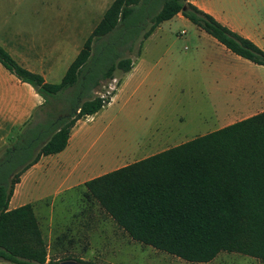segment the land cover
<instances>
[{
  "label": "trees",
  "instance_id": "16d2710c",
  "mask_svg": "<svg viewBox=\"0 0 264 264\" xmlns=\"http://www.w3.org/2000/svg\"><path fill=\"white\" fill-rule=\"evenodd\" d=\"M178 12L234 54L264 65L262 49L188 0H113L58 83L44 82L0 47L3 66L36 89L44 99L39 109L50 107L45 122L23 129L0 154V260L47 264L32 204L9 208L15 184L41 156L66 147L78 119L109 102L112 95L92 92L116 69L131 68L122 52L141 35L146 17L151 23L142 39ZM61 95L63 113L55 116ZM84 187L133 241L188 262H208L220 252L264 260V110L93 177Z\"/></svg>",
  "mask_w": 264,
  "mask_h": 264
},
{
  "label": "crops",
  "instance_id": "0c3cea01",
  "mask_svg": "<svg viewBox=\"0 0 264 264\" xmlns=\"http://www.w3.org/2000/svg\"><path fill=\"white\" fill-rule=\"evenodd\" d=\"M188 1L211 14L231 30L248 38L264 51V0ZM110 3L106 4L103 12L97 16L91 15L90 6L85 16L79 18L84 19L87 26L84 33L80 21L67 18L64 3H51L50 0H0V47L19 66L40 75L44 82L58 83L82 48L85 41L82 39L91 33ZM176 20L185 22L187 29L182 28L173 33V22ZM164 24L167 26L163 27ZM148 41L149 43H146ZM142 51H153V84L155 87L167 89L166 97H170L173 90L192 86V74L195 71L213 75L210 81L211 89L238 92L235 94L236 100L224 110L217 101H213L212 115L216 119L217 129L264 110V65L255 64L234 54L180 12L161 21L152 33L142 40L138 56L131 59V68L120 75V83L106 105L111 104L119 93L132 92L140 81L146 79L149 63L144 61ZM244 72L248 73L246 77ZM224 82L229 84L226 88H223ZM43 102L44 99L31 84L20 80L0 62V154L12 145L19 132L34 124V113ZM96 113L88 116H94ZM172 115L175 118L178 116ZM166 116L162 117L163 122L172 120L173 116L169 119ZM77 125L75 122L71 128L67 145L62 151L41 156L20 175L9 200V208L25 204L26 189L23 181L29 180L39 166H47L50 163V175L61 174L63 180L59 182V187L78 183L84 185L85 181L93 177L126 165L100 171L99 166L96 167L90 160L82 164L80 154L82 155V149L90 138L88 131H82ZM162 126L164 125L160 127ZM160 127L155 130L158 131ZM181 131L186 133L185 128ZM180 133L179 129H163L157 135V144L148 145L149 148L145 151L139 150L138 155L148 153L140 159L187 141L174 142V139L178 140L179 137H187L180 136ZM163 144L170 146L155 149ZM45 158H50V161L45 163ZM80 178L83 180L80 181Z\"/></svg>",
  "mask_w": 264,
  "mask_h": 264
},
{
  "label": "rangeland",
  "instance_id": "374dc122",
  "mask_svg": "<svg viewBox=\"0 0 264 264\" xmlns=\"http://www.w3.org/2000/svg\"><path fill=\"white\" fill-rule=\"evenodd\" d=\"M50 1L64 3L67 18L80 21L85 33L87 26L84 24V19L79 18L85 16L90 6L91 15L97 16L112 0ZM146 20L142 33L151 23L148 16ZM184 23L179 20L174 21L173 33L182 28L187 29ZM166 26L167 24H164L163 27ZM142 33L130 50L126 48L123 50V56L130 59L138 56L143 40ZM86 36L82 40H85ZM143 58L149 63L147 66L149 74L146 79L136 83L138 85L136 89L132 92L119 93L111 104L101 108L94 116H85L76 121L82 131H88L90 138L82 149V155L80 154L83 159L82 164L90 160L96 167L99 166L100 171H103L140 159L148 153L138 155L139 150L145 151L149 148L148 145L157 144L159 140L157 135L163 129H179L180 136H187L174 139L176 143L215 130L218 125L212 115L213 101H217L216 103H219L224 110L234 102V99L236 100L238 94L236 90L211 89L210 81L213 75L201 74L197 71L192 74V86L173 90L172 95L166 97L168 90L164 87H155L153 84L155 75L153 51L143 52ZM122 73L120 69L114 71L113 78L116 79L114 88L111 85L114 83L113 80L108 79L95 88L92 95L109 96L110 93L112 95L120 83ZM243 75L246 77L248 73L244 72ZM226 85L229 84L224 82L223 88H226ZM63 103L64 95L54 101L55 116L63 113ZM49 110V106L36 110L33 117L34 124L45 122L48 118L46 112ZM172 114L178 116L175 118ZM164 115H167V119L173 116L172 120L163 122ZM161 125L164 126L160 127ZM157 127L161 129L155 130ZM182 128H185L186 133L181 131ZM168 146L170 145L163 144L155 149L160 150ZM49 161L50 158H45V163ZM48 164L39 166L29 180L23 181L26 189L25 203L32 204L46 245L47 264L48 261L57 262L66 258L98 264H264V260L236 252H220L208 262H188L133 241L96 201L85 195V187L82 183L58 187L63 177L61 174L50 175V163ZM82 180L83 178H80V181ZM0 264L12 263L0 260Z\"/></svg>",
  "mask_w": 264,
  "mask_h": 264
},
{
  "label": "water",
  "instance_id": "95a60500",
  "mask_svg": "<svg viewBox=\"0 0 264 264\" xmlns=\"http://www.w3.org/2000/svg\"><path fill=\"white\" fill-rule=\"evenodd\" d=\"M48 264H81V263L74 259H64V260H60V261H57L54 263H48Z\"/></svg>",
  "mask_w": 264,
  "mask_h": 264
},
{
  "label": "built area",
  "instance_id": "2783aa9c",
  "mask_svg": "<svg viewBox=\"0 0 264 264\" xmlns=\"http://www.w3.org/2000/svg\"><path fill=\"white\" fill-rule=\"evenodd\" d=\"M113 80L114 83H111V85L113 86V88L115 87V82H116V79L115 78H111ZM111 95V93L109 94V96ZM101 96H104V95H101ZM110 99H111V96H110Z\"/></svg>",
  "mask_w": 264,
  "mask_h": 264
}]
</instances>
